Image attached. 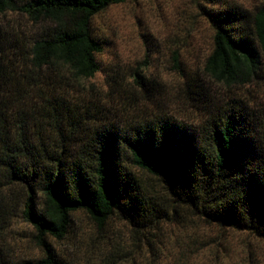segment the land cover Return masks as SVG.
Segmentation results:
<instances>
[{
  "label": "trees",
  "instance_id": "16d2710c",
  "mask_svg": "<svg viewBox=\"0 0 264 264\" xmlns=\"http://www.w3.org/2000/svg\"><path fill=\"white\" fill-rule=\"evenodd\" d=\"M136 1L0 0V264H58L48 239H64L78 211L99 226L117 218L148 229L187 210L264 240V118L255 121L242 100L208 111L196 130L136 107L115 122L79 98L103 49L93 18ZM197 10L212 30L203 74L230 86L264 79V3L197 0ZM174 68L187 94L197 93L178 53ZM131 78L147 93L139 70ZM19 220L42 258L17 257L10 238Z\"/></svg>",
  "mask_w": 264,
  "mask_h": 264
},
{
  "label": "rangeland",
  "instance_id": "374dc122",
  "mask_svg": "<svg viewBox=\"0 0 264 264\" xmlns=\"http://www.w3.org/2000/svg\"><path fill=\"white\" fill-rule=\"evenodd\" d=\"M235 1L246 7L264 3ZM8 17L14 25L29 27L23 16ZM92 30L103 48L96 54L99 71L77 91L91 111L105 112L115 122L125 120L133 107L144 109L145 114L159 111L198 130L208 111L215 113L235 98L247 105L255 121H263L264 79L230 86L203 74L212 30L199 15L197 0H137L112 5L93 18ZM176 53L185 72L195 80L197 93L187 94L174 68ZM136 70L150 81L147 93L132 81ZM136 174L147 186L161 190L148 175ZM13 230L10 240L17 257H43L32 241L31 226L19 220ZM48 241L58 264H264V240L209 224L187 210H179L148 229L117 218L99 226L78 211L66 237Z\"/></svg>",
  "mask_w": 264,
  "mask_h": 264
}]
</instances>
